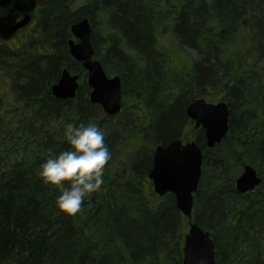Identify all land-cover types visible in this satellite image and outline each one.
Listing matches in <instances>:
<instances>
[{
    "label": "trees",
    "instance_id": "16d2710c",
    "mask_svg": "<svg viewBox=\"0 0 264 264\" xmlns=\"http://www.w3.org/2000/svg\"><path fill=\"white\" fill-rule=\"evenodd\" d=\"M30 1L0 0V21L20 9L31 13ZM68 1L42 5L38 39L0 43V264H183L191 219L178 209L173 194L155 192L149 173L158 145L189 140L194 126L187 108L204 86L229 95L230 132L209 148L205 130L197 129L204 163L211 157L213 165L211 177L204 170L195 193L193 221L212 230L217 264H264V0ZM96 7L101 13L93 27L100 23L102 32L109 26L102 33L107 56L119 55L122 64L135 62V71L138 63L129 51L151 61L132 94L140 103L136 111L151 108L150 122L141 130L130 122L120 126L126 102L120 114L108 116L91 102L88 86L80 85L73 100L52 93L64 68L85 76L69 51V24ZM170 35L192 59L184 67L186 87L177 96L159 93L164 67L148 55L149 49L163 54L159 42ZM242 43L248 49L259 45L260 61L256 53L252 64L239 70L248 49L236 54L234 47ZM188 47L200 53L201 61L194 62ZM221 58L237 65L235 71L217 69ZM123 95L128 99L125 88ZM69 122L99 125L112 154L100 191L86 197L74 216L58 209L59 191L39 175L49 156L70 147L63 139ZM250 163L262 183L242 194L235 181Z\"/></svg>",
    "mask_w": 264,
    "mask_h": 264
},
{
    "label": "water",
    "instance_id": "95a60500",
    "mask_svg": "<svg viewBox=\"0 0 264 264\" xmlns=\"http://www.w3.org/2000/svg\"><path fill=\"white\" fill-rule=\"evenodd\" d=\"M32 16L27 14L18 21L11 32L27 26ZM77 41L71 39L70 52L88 73L91 88L90 100L100 105L111 117L118 115L123 106V84L120 76L109 77L100 60L94 58L95 49L91 41L92 26L88 18L74 23L71 27ZM80 77L64 68L60 79L52 87L55 97L73 100L77 97ZM188 117L195 128L205 130L206 145L216 147L230 132V108L226 101L208 102L200 97L187 108ZM153 167L149 178L155 192L160 196L169 193L176 199L178 209L189 219V231L183 246V264H217L216 245L210 231L193 221L194 194L199 190L203 176L204 151L196 140L184 142L174 139L168 145H158L154 151ZM262 183L257 169L246 164L235 181L236 190L242 194L254 191Z\"/></svg>",
    "mask_w": 264,
    "mask_h": 264
},
{
    "label": "rangeland",
    "instance_id": "374dc122",
    "mask_svg": "<svg viewBox=\"0 0 264 264\" xmlns=\"http://www.w3.org/2000/svg\"><path fill=\"white\" fill-rule=\"evenodd\" d=\"M49 1L50 0H31L29 2V7L31 8L30 9L31 13H33V15H34V21L32 23V26H29L26 29L23 28L15 34L11 35L10 33H12L11 29L15 25V23L18 20H20L19 12H16V14L13 13L12 15H8L5 19L0 21V40L3 39L4 41H2V42H6L9 44L12 43V45H14V44L21 45V44H24L28 39H31L33 37L38 39L39 36L38 35L36 36L35 32H37L40 28L42 14L37 9L39 7H41L40 4H42L44 2H49ZM52 1H54V0H52ZM71 1L72 0H70V2ZM101 16H102V14H101ZM103 16L107 17L108 15L105 14ZM244 22L246 23V20ZM108 28H109V26H107V25L103 27V30H102L103 34L108 31ZM247 28H248V30H247V34H248V33H250V30H249V27H247ZM97 36L99 38V40H97V49H99V55H97L96 58L99 59L103 63V65L106 69V72L108 73L109 76L113 77V76L119 75L122 78V81L124 83V88L127 89L128 93H129L128 99L125 97L124 101H123V102H126V108L121 115V119H120L121 125L120 126H126L128 124V122H130L134 125L133 126L134 129L141 130V124L142 123H149L150 122V119H149L150 117H149L148 111H151V108L150 107L147 108L144 106V110H145L144 113H140V112L135 110V108L138 107L136 105H139L140 103H137L138 101L136 102V99L133 97V95L135 93L134 88H135L137 81L142 78L143 74H145L149 71L151 61H150V59L145 60L144 57H142L140 55L137 56L134 52L129 51L131 57H133L136 60V62L138 63V68L135 71V62L128 61L126 59V61H128V62L124 61L125 64H122L120 62L121 59H120L119 55L111 54V55L107 56L106 50H107V47L109 46V44L105 40L106 37L100 36V35H97ZM158 47L163 51V54H158L157 52H155L151 49H149V51H148V52H150V54H148V55L152 56L153 59L158 60L157 63L158 64L160 63V65L164 67L163 69H161L162 71L160 70V77L157 80L158 85L160 86L158 91L160 94L162 93V94H166V95L177 96L186 87V85H185L186 84V80H185L186 78L184 77V71L187 68L185 69L184 67H185V65H188L189 63H191L192 59H189V61H188V59L185 56V54L183 53V51L180 50L176 46V43L173 42L171 35L165 37L164 39H161ZM246 48H247L246 43H242V45L237 44L234 47V50H235L236 54H240V53H245L243 51L248 49V48L247 49ZM188 51H189L188 52L189 55H192L194 57V59H193L194 62L201 61L202 56L200 55V53L197 50H192V49H189V47H188ZM213 51L215 53V50H213ZM256 53H258V58H259L258 61H260V47H259V45H255V46H253V48L248 49L246 51V53L241 58L242 63L239 67V70H243L247 65L249 67V65L252 64V61H253V57H251V56H255ZM144 54L148 58L146 53H144ZM263 56H264V54H263ZM231 63H232L231 60H228V59L224 60L221 58V59H219V61L217 60L216 67H217V69L219 67L226 69L228 73H232L233 71H235V68L237 67V65H234ZM133 66H134V71H133ZM128 68H131L130 73L128 72L129 71ZM143 69H145V70L142 72ZM214 75H215V72H214ZM213 77L216 78L217 76H213ZM87 79H88L87 73L85 72V76H83L82 79L80 80V84H81V87H83V90L86 89V86L89 87ZM124 80H126V83ZM137 91H142V89H139ZM142 94H143L141 96L142 98L146 97L145 93L142 92ZM196 95H197V98L198 97H205L208 101H211L214 103H217L220 101H227L228 102V97H229V95H227V93H223L222 90H214V89L210 88V86H204L203 90L196 92ZM145 114L147 115L146 118L143 117ZM147 119H149V121L145 122V120H147ZM145 132H146V130H144V133ZM187 133H188L187 134L188 138L192 139V140L193 139L196 140L200 136V131H198V130L192 129V130L188 131ZM213 153H215V152H213ZM223 153H224V151H223ZM224 154H226V153H224ZM210 158H209V160H206L204 163V170L206 172L211 171L210 166L213 165L212 164L213 161ZM257 171H258V169H257ZM208 173H209V177H211V172H208ZM261 188L264 189L263 186ZM222 230L224 231V229H222ZM209 231L212 232V230H209ZM182 252H183V248H182Z\"/></svg>",
    "mask_w": 264,
    "mask_h": 264
},
{
    "label": "clouds",
    "instance_id": "9594fccd",
    "mask_svg": "<svg viewBox=\"0 0 264 264\" xmlns=\"http://www.w3.org/2000/svg\"><path fill=\"white\" fill-rule=\"evenodd\" d=\"M63 139L70 147L49 156L39 175L45 184L59 191L58 209L74 216L81 211L86 197L100 191L112 154L105 132L95 123L69 122L63 129Z\"/></svg>",
    "mask_w": 264,
    "mask_h": 264
},
{
    "label": "flooded vegetation",
    "instance_id": "af4514ba",
    "mask_svg": "<svg viewBox=\"0 0 264 264\" xmlns=\"http://www.w3.org/2000/svg\"><path fill=\"white\" fill-rule=\"evenodd\" d=\"M66 1H68V0H66ZM52 2V0H50L49 1V3H51ZM46 3L47 2H44V3H42V4H40L41 6L43 5H46ZM71 3H72V1L70 2V0L68 1V4L69 5H71ZM43 6L42 7H39L37 10L39 11V12H42V10H43ZM90 7H92V6H90ZM97 8V9H96ZM96 8H92V10L91 11H89L87 14V17L89 18V20H90V22H91V26H92V33H91V41L93 42V41H95L94 39L96 38V40H99V38H98V36L97 35H100V36H103V31L101 32V30H99V28H100V23L98 24V29H95L93 26H94V21H97L98 20V17H97V14L98 13H101V11H100V9H99V7H96ZM105 10V9H104ZM104 10H103V15H105L106 13L104 12ZM100 11V12H99ZM29 12H25V9H20L19 10V15H20V19L21 18H23L26 14H28ZM29 14H31V13H29ZM32 15V22L27 26V27H25L24 29H26V28H28L29 26H32V23H33V21H34V16H33V14H31ZM6 17H7V15H6ZM104 17H106V16H104ZM86 18V17H85ZM72 25H73V23L71 22L70 24H69V27H70V31H71V27H72ZM23 29V28H22ZM21 30V29H20ZM20 30H18L17 32H19ZM17 32H15V33H17ZM15 33H10L11 35L12 34H15ZM70 38H69V40H68V45H69V42H70V40L73 38V35H72V32H71V34H70ZM2 41H4L3 39L2 40H0V43L1 44H3V42ZM6 43V42H5ZM11 43V42H10ZM12 44V43H11ZM14 44V43H13ZM70 51V50H69ZM196 128H194L193 130H195ZM199 129V128H198ZM197 130V129H196Z\"/></svg>",
    "mask_w": 264,
    "mask_h": 264
}]
</instances>
